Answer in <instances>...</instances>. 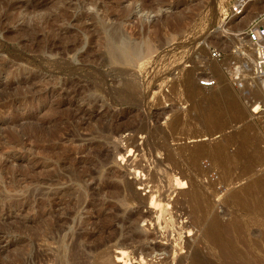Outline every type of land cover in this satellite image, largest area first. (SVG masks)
Segmentation results:
<instances>
[{"label": "rangeland", "instance_id": "1", "mask_svg": "<svg viewBox=\"0 0 264 264\" xmlns=\"http://www.w3.org/2000/svg\"><path fill=\"white\" fill-rule=\"evenodd\" d=\"M226 2L0 0V264L58 263L50 233L51 157L78 160L93 148L106 150L99 174L121 173L114 206L98 216L100 198L90 214L88 198L80 206L70 202L74 211L57 207L58 215L65 207L72 212L75 231L84 219L93 222L87 228L95 247L86 264H264V211L255 205L264 185L244 200L234 196L264 178V159L251 162L252 153L264 150V87L252 78L253 56L232 52L241 46L233 35L248 22L239 18L219 28ZM109 26L148 51L125 55L110 40ZM208 46L223 51L221 60L209 58ZM205 76L216 78V86L201 87ZM229 100L239 115L228 111ZM231 134H241L246 147L235 158L238 140L231 144L221 167L210 155ZM80 163L78 170L90 165ZM188 178L209 197L202 225L192 223L181 203ZM77 184L66 186L73 192ZM212 217L241 227L237 234L231 224L225 259L205 235ZM137 232L140 240L133 238Z\"/></svg>", "mask_w": 264, "mask_h": 264}, {"label": "bare ground", "instance_id": "2", "mask_svg": "<svg viewBox=\"0 0 264 264\" xmlns=\"http://www.w3.org/2000/svg\"><path fill=\"white\" fill-rule=\"evenodd\" d=\"M256 1L257 0H250L248 2V4L246 5L245 9H244V16L240 17V20H245V21L248 22L247 25H249L250 22L254 18H256V16H258L260 13L264 12V5H262L263 7L260 8L259 11L255 12L253 14L251 13L252 15H249L248 9L251 6L255 5ZM110 26H109V31H108V35H109L110 40L116 41V43H118L119 49L121 48V50L123 51V53L125 55H127V56L131 55V57L134 56L136 58H139V57H141L143 55V53L148 51V47L146 46V44H142V43L140 44V43H137V42L136 43L132 42V41H130L128 39L127 36L123 35L121 33V31H118L119 27L117 29V26L116 27L112 26L111 28H110ZM245 26H246V24H245ZM247 53H249L250 55L253 56L252 57L253 59H252L251 56L248 55V56H250V58L252 60V61L250 60L251 61L250 64H251V67H252L253 66V62H254V54H253L252 51L247 52ZM216 70H218V69H216ZM258 82H259V84H261V86L264 87V79H258ZM227 91L228 90H226V92ZM223 93H225V91ZM227 97H225L224 99H227ZM218 98L217 99L221 103L222 94ZM206 100L211 102V100L209 98L206 99ZM233 101L229 100V101L226 102V105L224 103L223 104L228 108V111L231 110V112H235L236 115H239L238 112L236 111V104ZM225 106H223V107H225ZM209 110H211V109H209ZM206 115H204V116H206ZM214 119H215V112L212 111V114L210 115V121H213ZM237 140H238L239 145L237 144L238 147H236L237 149H236V152H234V154H235L234 157L237 158L238 154L244 152V148L246 147V144L243 142L242 135L241 134H236V135H234V134L232 135L231 134V136H226L224 140L218 142L217 148L214 150L213 154L210 155L211 158L213 159L214 163L220 165L221 167H224L225 163L227 161H229V159H230L229 153H228V147L231 144H234V142L237 141ZM104 151H106V150H103V149L101 150L100 148L99 149H96V148L94 149L93 148L90 151L86 152L85 157L83 156L84 158L83 157L82 158H78V160H73V159H71V157H69L66 154L65 155L64 154H59V155H56V156L52 155V157H51L52 158L51 162H53V163H51V164H53L52 165L53 166L52 167L53 170H52V173H51L52 174L51 175V177H52L51 181L48 182V183H51V186H52L51 195H49V196H51L52 200H53V201L51 200L52 201V204H51L52 208L50 207V209L52 210L53 214L51 213L52 219L50 218L52 220V221L50 220L52 222L51 226H50L51 227V232L50 233H51V241L57 247V250H56V253H57L56 255L57 256L56 257L58 259L57 260L58 263H61V264H86V260H85L86 252L91 251L95 247V245L94 246H90L89 245L90 241L92 242V240H90V239L92 238L94 233L91 232V230H89L90 228H87V226L91 227L93 222L91 221L90 218L84 219V221L82 219L81 221H83V223L82 222H78V223H82V226L81 227L80 226L76 227V228L80 227V229H78V231H75L73 228H71L70 224H71V214H72V212L70 213L69 209H72V208H70L68 206L69 203L71 202L72 205H73V202H74V204H77L78 206H80L79 204L82 201H84L86 198H88V200H87L88 202L86 204V212H88L90 214L91 213V209L95 206V201L96 200H98L99 198L103 199L104 201L106 200L105 203H104V201L102 202V205L104 206L105 209L103 208V210L98 211L96 213L97 216H98L100 214L106 213V210H108L107 209L108 206H114V200L113 199L117 200L116 197H118V195L120 194L119 192H121V191H119V189H120L119 186L120 185H119V183L117 181V179H119V180L121 179V175H120L121 173H118L117 171H114V170H109V172L106 175H102V174L98 173L99 171H97L106 162L105 158L103 157L104 155H106V153ZM184 152H186L185 148H183V153ZM263 159H264V150L261 151V152H254L251 155V162L252 163L255 162V161L257 162V160H262L263 161ZM80 162H84L83 164L89 162L90 165H87L88 167H83V170L82 169L78 170L77 168H79V167H77V166H78V164ZM80 165H82V163H80L79 166ZM92 166H94L93 169H92ZM62 168H63L64 175H62V174L58 175L59 174L58 170L62 169ZM204 169H206V168H204ZM224 171H226V169ZM149 177L151 179L154 178V174L150 173ZM84 178H87V179L90 178L91 179L90 181H92V182L89 183V184L85 183L84 182ZM111 178H115V180H111ZM190 180H192V179H189V181ZM70 181H75L76 183H78L77 186H74L75 188H74L73 192H72V189H73L72 187L66 186V184L68 182H70ZM177 181H178V179H177ZM191 182H192V184L190 185L189 189L186 192H184V194H183V196H184L183 198L184 199H183V201L181 203H185L187 205V207H188L187 210L192 213V218L189 217V218L192 219V223L202 225L203 222L206 219V216H207V210H208V207H209V204H210L209 197L206 195L207 193L206 194L205 193H199L198 189H195V187H197L196 183H194L193 181H190V183ZM179 183L180 182H178V184ZM181 185H182L181 188H185L186 184H185L184 180H183ZM259 185H264V178L263 177L253 181L252 183H249V185H247L245 187L243 186L242 188L237 189L234 192V196L244 200ZM57 186H59V187L60 186H64V187L63 188L60 187L61 189L60 188L58 189ZM71 192L74 195H71ZM70 195L73 196V197H71ZM68 197H69V199H70V197L73 198V200L71 199V201L69 200V202H68L66 200ZM256 199H257V201H256L255 205L257 206V208H259V209L264 211V193L257 194L256 195ZM59 200L61 202H58ZM66 201H67V203H66ZM98 202L99 201H97V203ZM181 203L179 205H181ZM60 204L61 205L64 204L62 207H64V206H68L69 207V209H67L68 211L66 210V208H68V207H65L63 213L61 212L63 216L62 215H58L60 211H58L57 207L60 206ZM76 207L73 206V208H76ZM58 208H60V207H58ZM113 208H114V210H117L116 206L113 207ZM51 210H50V212H51ZM62 210H63V208H62ZM183 212H185V211H183ZM96 214H95V216H96ZM143 215H144L143 213L139 214V216H141V217ZM116 216H117V214H116ZM114 218H115V220H117L116 217H114ZM117 218H119V217H117ZM103 219H105V218H103ZM99 221H101V219H99ZM234 223L236 224V222L233 220L230 223L224 225L216 217H212L210 219L209 223L205 226V229H204L205 230V235L208 237L210 245L212 246L213 249H215V250L220 252L219 257L222 258V259H225V258L231 256V249L229 248L227 243H230V240L233 239V232L234 231H236V233L238 234L240 232V230H241L240 229L241 228L240 225L236 224V230L231 231V224H233V226H234ZM130 224H132V223H130ZM79 225H81V224H79ZM113 225H115V224H113ZM105 226H108V224H106ZM112 227H115V226H112ZM179 228H180V226H179ZM186 230H188V229H186ZM147 237L143 236V238H147ZM133 238H135V239L139 238L138 240H140V238H142V236L139 233L136 234V235L133 234ZM156 247H157V245L154 246V248H156ZM119 253L120 252H118V254H115V255L119 256ZM122 253L124 254V256H127L128 251L127 250H123ZM122 253H120L121 254L120 256H122ZM139 258H140V256H139ZM123 260H124V258H123ZM129 260H131V258ZM55 261H56V259H55ZM112 261H114V260H112ZM116 263H118V260H117Z\"/></svg>", "mask_w": 264, "mask_h": 264}, {"label": "built area", "instance_id": "3", "mask_svg": "<svg viewBox=\"0 0 264 264\" xmlns=\"http://www.w3.org/2000/svg\"><path fill=\"white\" fill-rule=\"evenodd\" d=\"M250 0H227L225 7L222 8L219 17V28L225 31L229 28L232 21L239 19L244 14V9ZM241 42L240 47L232 50L240 58L245 57V52L252 51L254 62L251 68V75L254 79H264V12L254 18L248 26L233 35ZM210 52L209 58L219 61L223 57V51L219 47L207 48ZM217 84L216 78L205 76L199 79L201 87H214Z\"/></svg>", "mask_w": 264, "mask_h": 264}]
</instances>
